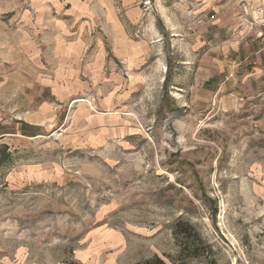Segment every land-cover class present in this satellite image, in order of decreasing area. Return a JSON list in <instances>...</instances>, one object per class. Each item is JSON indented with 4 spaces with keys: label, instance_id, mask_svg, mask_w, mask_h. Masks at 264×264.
I'll use <instances>...</instances> for the list:
<instances>
[{
    "label": "rangeland",
    "instance_id": "1",
    "mask_svg": "<svg viewBox=\"0 0 264 264\" xmlns=\"http://www.w3.org/2000/svg\"><path fill=\"white\" fill-rule=\"evenodd\" d=\"M114 2L136 66L109 28L81 81L35 98L0 84V264H264V0ZM211 49L231 70L221 95L195 82Z\"/></svg>",
    "mask_w": 264,
    "mask_h": 264
},
{
    "label": "crops",
    "instance_id": "2",
    "mask_svg": "<svg viewBox=\"0 0 264 264\" xmlns=\"http://www.w3.org/2000/svg\"><path fill=\"white\" fill-rule=\"evenodd\" d=\"M122 3L127 6L131 0H122ZM112 8H116L114 0H0V84L7 83L6 90H10L11 85L17 86L21 90L19 96L35 98L41 96L43 88L50 83L81 81L82 72L105 65L107 48L102 41L109 28L114 36L113 58L124 67L136 66L143 58V49L139 42L128 38L117 19V11ZM125 15L135 18L136 12L127 11ZM110 25L113 26L108 27ZM97 33L98 39H93L91 35ZM211 50L213 54L206 53L197 63L195 82L210 83L211 96L221 95L229 84L227 75L231 70L226 72V61L216 58L219 57L218 49ZM254 51L262 63L264 47L259 46ZM101 71L99 69V75ZM103 76L105 78V73ZM259 77L250 73L247 82H258ZM32 83H39V93L28 90ZM247 87L253 88L251 84ZM58 89L50 86V94L56 97L73 95V91L67 89L68 92L58 93ZM179 89L184 92L183 87ZM226 92V96L222 95L224 100L231 99L230 89Z\"/></svg>",
    "mask_w": 264,
    "mask_h": 264
},
{
    "label": "trees",
    "instance_id": "3",
    "mask_svg": "<svg viewBox=\"0 0 264 264\" xmlns=\"http://www.w3.org/2000/svg\"><path fill=\"white\" fill-rule=\"evenodd\" d=\"M173 233L181 244L186 246L189 241H193L194 243H199L201 238L194 226L189 223V221L184 220L181 217H177V219L173 223ZM195 245V244H194ZM197 248L195 245L194 250ZM197 253H194L192 256H197Z\"/></svg>",
    "mask_w": 264,
    "mask_h": 264
},
{
    "label": "built area",
    "instance_id": "4",
    "mask_svg": "<svg viewBox=\"0 0 264 264\" xmlns=\"http://www.w3.org/2000/svg\"><path fill=\"white\" fill-rule=\"evenodd\" d=\"M262 22L264 23V15H263V17H262Z\"/></svg>",
    "mask_w": 264,
    "mask_h": 264
}]
</instances>
